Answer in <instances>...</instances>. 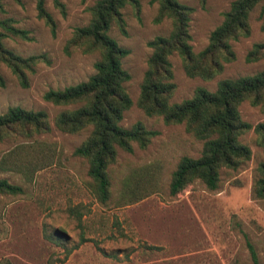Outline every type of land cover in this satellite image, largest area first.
<instances>
[{
  "label": "rangeland",
  "instance_id": "1",
  "mask_svg": "<svg viewBox=\"0 0 264 264\" xmlns=\"http://www.w3.org/2000/svg\"><path fill=\"white\" fill-rule=\"evenodd\" d=\"M58 1L63 15L52 0H44L55 24L51 37L48 27L36 18V0H0L4 10L0 18L12 19L31 38L30 42L8 38L4 46L22 57L46 54L50 62L35 67L26 88L1 67L0 115L9 107H19L43 111L51 123L55 114L70 107L44 102L43 93L78 84L94 73L97 54L65 55L62 48L73 29L88 23V8L96 0ZM177 1L193 9L188 33L196 53L206 46L209 33L233 0H205L202 7L199 0ZM137 2L138 20L131 7L121 10L126 35L114 24L108 31L118 46L129 51L121 67L129 75L123 87L132 106L123 113L120 126L128 128L139 121L157 135L144 150L135 145L130 154L117 150L115 162L108 167L110 197L105 204L98 203L91 193L86 162L72 155L88 131L69 135L51 126L47 134L2 142L0 160H15L18 167L0 165V179L19 186L22 193L0 195V264H253L246 243L252 246L257 264H264V204L252 199L250 193L264 154L252 130L239 138L249 148L250 159L236 170L221 169L217 189L209 191L195 181L175 196L168 194L170 174L179 158H197L202 143L188 135L183 125H164L160 118L145 117L135 106L150 55L146 43L170 30L168 20L153 24L156 4ZM257 15L258 6L249 16V36L230 43L234 60L210 81L187 78L179 58L170 56L175 86L170 103L189 99L196 88L213 92L219 80L264 69V59L244 61L253 44L264 42ZM238 112L251 127L264 123V115L246 103L240 104ZM25 162L37 165L35 170L27 169ZM141 181L146 184L137 196L148 195L129 203L133 196L125 190Z\"/></svg>",
  "mask_w": 264,
  "mask_h": 264
},
{
  "label": "trees",
  "instance_id": "2",
  "mask_svg": "<svg viewBox=\"0 0 264 264\" xmlns=\"http://www.w3.org/2000/svg\"><path fill=\"white\" fill-rule=\"evenodd\" d=\"M13 1L19 3V0ZM204 1L199 0L201 7ZM52 3L63 15L62 4L58 0H52ZM149 3L157 6L153 24L168 20L170 30L166 36H156L146 43L150 55L135 106L145 117L160 118L164 125H183L188 135L202 143L197 158H179L170 174L168 194L175 196L195 181L213 191L218 187L221 169L236 170L250 159V150L239 141L240 136L252 130L255 143L264 154V123L251 127L241 120L238 112L240 104L246 103L264 115V69L250 76L219 80L213 92L196 88L189 99L170 103L175 86L169 58L172 55L179 58L182 72L187 78L212 80L221 73L225 64L234 60L230 43L249 36V16L257 6L258 29L264 33V0L231 1L228 9L222 13L219 25L209 33L206 46L196 53L189 44L188 33L193 9L177 0H149ZM126 6L133 9L138 20L137 0H96L88 8V23L73 29L65 42L62 48L65 55L79 52L97 54L99 57L93 64L94 73L85 81L43 93L44 102L70 108L55 114L51 123L45 112L19 107H9L0 115V144L16 138L28 140L47 134L51 126L69 135L88 131L72 155L86 162V174L90 179L88 185L94 199L100 204H105L110 197L108 167L115 162L117 150L130 154L133 145L144 150L157 135L156 131L145 128L139 121L128 128L120 126L123 113L132 106L123 87L129 75L121 67V60L129 51L118 46L109 37L108 31L110 25L114 24L122 36L126 35L121 14ZM35 11L36 18L48 27L50 36L54 37L55 24L45 10L44 0H36ZM3 14L0 4V16ZM8 38L31 41L29 33L17 28L12 19L0 18V88L4 87L1 67L9 70L21 88H26L28 76L34 73L35 67L38 64L49 65V59L46 54L27 57L15 54L3 44ZM262 59L264 42L253 44L244 56L245 63ZM10 157L15 158L13 154ZM8 159L3 157L0 165L11 163L18 167L15 160ZM34 165L29 162L24 164L33 171L37 166ZM144 184L146 182H134L133 186L125 190L129 196H133L129 203H135L148 195L137 196ZM21 193L19 186L0 179V195L14 196ZM250 193L252 199L264 204V163L256 168ZM246 247L252 263L257 264L252 246L246 243Z\"/></svg>",
  "mask_w": 264,
  "mask_h": 264
}]
</instances>
